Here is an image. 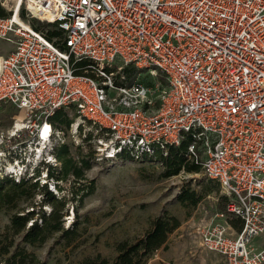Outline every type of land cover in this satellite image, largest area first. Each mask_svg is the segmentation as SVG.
Instances as JSON below:
<instances>
[{"label": "built area", "instance_id": "2783aa9c", "mask_svg": "<svg viewBox=\"0 0 264 264\" xmlns=\"http://www.w3.org/2000/svg\"><path fill=\"white\" fill-rule=\"evenodd\" d=\"M0 40L15 46L0 54V107L27 118L0 132V149L24 132L30 151L0 178L60 185L48 171L70 138L100 166L162 161L187 142L228 198L201 246L225 264H264L251 246L264 235V0H0ZM60 110L74 111L68 133L50 121Z\"/></svg>", "mask_w": 264, "mask_h": 264}, {"label": "rangeland", "instance_id": "374dc122", "mask_svg": "<svg viewBox=\"0 0 264 264\" xmlns=\"http://www.w3.org/2000/svg\"><path fill=\"white\" fill-rule=\"evenodd\" d=\"M14 48L13 43L0 40V54L6 55ZM120 64L118 60L114 65ZM142 78L156 80L147 72H142ZM161 78L160 75L158 79ZM67 114L71 119L76 118L74 111ZM17 121H27L24 112L10 104L0 107V132L10 131ZM28 135L23 132L21 138L6 142L0 149L3 152L0 158L3 175L10 163L21 157H30V151L21 147V142L27 140ZM68 143L77 147L71 138ZM81 150L84 154L93 153L92 145L85 142ZM163 171L161 161L157 160H129L116 166L92 163L82 181H64L60 183L61 189L55 188V184L46 185L56 198L67 199L63 222L64 228L70 232L54 233L42 245L24 247L28 253H34L37 259L49 264H80L98 255L113 260L118 244L142 237L153 219L169 215L176 217L181 225L170 234L167 245L153 255L149 264H225L220 254L208 252L201 246L198 235L199 229L215 221L216 215L221 212L218 204L219 197L224 196L222 189L203 171L197 174L184 171L171 178H164ZM42 173L44 171L40 170L39 176ZM189 190L195 191L202 199L196 207L182 204L178 198ZM74 191H80L79 197L71 201ZM36 198L35 203H41V196ZM33 207L37 213L35 218L39 221L51 212L50 205ZM26 209L31 211L32 206ZM9 219L8 214L0 212L1 232L9 224ZM0 237L3 239V236ZM251 246L262 249L264 235L253 239Z\"/></svg>", "mask_w": 264, "mask_h": 264}, {"label": "trees", "instance_id": "16d2710c", "mask_svg": "<svg viewBox=\"0 0 264 264\" xmlns=\"http://www.w3.org/2000/svg\"><path fill=\"white\" fill-rule=\"evenodd\" d=\"M37 29L44 30L49 38L56 37L59 32L52 25L37 24ZM128 77L137 75V70L127 69ZM50 121L68 133L73 119L63 110L57 111L50 118ZM187 142L181 147L171 148L168 157L163 158V177L171 178L181 172L200 173L201 166L189 161L185 156ZM55 153L61 162L59 169L49 170L50 179L57 182L74 179L77 182L86 178L87 172L92 167L93 153L84 154L80 146L73 147L69 143L59 146ZM61 189V185H55ZM80 191H74L71 201H76ZM37 196H41V203H35ZM182 204H189L196 207L201 202V197L195 191H184L179 195ZM67 199H58L48 189V186H41L40 183L32 180L22 179L17 182L9 176L0 179V212L8 214L9 224L0 231V263L1 264H49L47 261L37 259L34 253H28L24 246L35 247L46 243L49 236L54 233L69 234V230L64 228L63 217L66 215L65 207ZM228 203L226 196L219 197V211H224ZM37 204V205H35ZM51 206L49 215H43L40 219L35 218L36 210L33 206ZM28 206H32V211L26 212ZM230 225L237 231H241L242 224L239 219H231ZM31 224L30 226H28ZM180 221L173 216L162 215L152 220L149 230L140 238L133 242H122L116 247V256L113 260L104 258L101 255L93 259H86L80 264H149V260L157 251L164 248L170 234H173L180 227ZM9 243H5L8 242ZM23 245V246H22Z\"/></svg>", "mask_w": 264, "mask_h": 264}, {"label": "bare ground", "instance_id": "6f19581e", "mask_svg": "<svg viewBox=\"0 0 264 264\" xmlns=\"http://www.w3.org/2000/svg\"><path fill=\"white\" fill-rule=\"evenodd\" d=\"M20 125H21V123H20V122H18V124H17V128H19V127H20Z\"/></svg>", "mask_w": 264, "mask_h": 264}, {"label": "crops", "instance_id": "0c3cea01", "mask_svg": "<svg viewBox=\"0 0 264 264\" xmlns=\"http://www.w3.org/2000/svg\"><path fill=\"white\" fill-rule=\"evenodd\" d=\"M7 55V54H6Z\"/></svg>", "mask_w": 264, "mask_h": 264}]
</instances>
